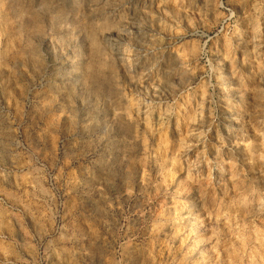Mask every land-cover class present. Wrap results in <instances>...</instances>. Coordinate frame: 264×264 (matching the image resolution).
Instances as JSON below:
<instances>
[{
    "label": "rangeland",
    "instance_id": "rangeland-1",
    "mask_svg": "<svg viewBox=\"0 0 264 264\" xmlns=\"http://www.w3.org/2000/svg\"><path fill=\"white\" fill-rule=\"evenodd\" d=\"M0 264H264V0H0Z\"/></svg>",
    "mask_w": 264,
    "mask_h": 264
},
{
    "label": "bare ground",
    "instance_id": "bare-ground-1",
    "mask_svg": "<svg viewBox=\"0 0 264 264\" xmlns=\"http://www.w3.org/2000/svg\"><path fill=\"white\" fill-rule=\"evenodd\" d=\"M195 217H197V213H196V215L194 216V218H195Z\"/></svg>",
    "mask_w": 264,
    "mask_h": 264
}]
</instances>
